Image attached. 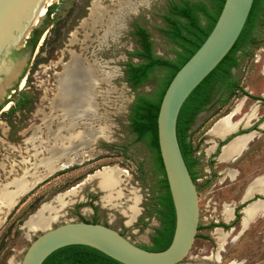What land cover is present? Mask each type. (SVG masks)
Masks as SVG:
<instances>
[{"label":"rangeland","instance_id":"rangeland-1","mask_svg":"<svg viewBox=\"0 0 264 264\" xmlns=\"http://www.w3.org/2000/svg\"><path fill=\"white\" fill-rule=\"evenodd\" d=\"M167 1L56 0L54 13L37 27L41 35L34 52L23 47L13 53L12 61L24 64L0 97V193H15L18 182L27 185L11 208L0 201V264H20L36 236L65 223L102 224L137 246L151 245L160 227L151 209L158 174L146 143L130 129L128 115L135 98L155 92L166 72L158 70L132 91L122 70L126 62H137L128 55L137 47L135 26L149 34L156 56L177 60L179 49L159 31ZM251 38L258 43L243 48L246 54L237 72L241 91L214 101L188 133L198 159L194 185L199 229L180 264H264V213L246 226L242 222L246 207L257 200L264 203L258 191L245 195L252 181L264 175V127L258 130L252 124L264 111L259 107L264 100V11ZM21 93L26 106L10 113ZM84 94L88 107L81 103ZM243 100L242 110L231 120L237 124L232 133L240 128L252 136L239 156L228 161L221 157V143L230 138L220 139L209 130ZM251 112L255 117L247 121ZM104 169L114 170L118 180L110 192L95 178ZM108 194L111 200L106 201ZM243 204L235 225L211 227L230 225ZM225 205L232 208L231 219L223 213ZM133 206L137 214L129 220Z\"/></svg>","mask_w":264,"mask_h":264},{"label":"water","instance_id":"water-1","mask_svg":"<svg viewBox=\"0 0 264 264\" xmlns=\"http://www.w3.org/2000/svg\"><path fill=\"white\" fill-rule=\"evenodd\" d=\"M252 3L253 0L224 1L211 32L175 73L162 96L156 118L157 142L175 214V229L169 246L159 252L149 251L102 224L65 223L36 236L24 252L20 264H42L56 250L73 245L95 249L120 264H180L195 240L199 210L197 189L177 141V117L190 93L234 46ZM48 7L47 0H0V97L10 88L24 64L23 61H12L13 53L24 47L30 34L42 22ZM232 134L226 144L248 135L233 137ZM61 168L65 169L66 165H61Z\"/></svg>","mask_w":264,"mask_h":264},{"label":"trees","instance_id":"trees-1","mask_svg":"<svg viewBox=\"0 0 264 264\" xmlns=\"http://www.w3.org/2000/svg\"><path fill=\"white\" fill-rule=\"evenodd\" d=\"M225 0H168L161 16L163 28L159 31L176 48L177 60L175 62L163 59L154 54L149 34L141 27L135 26L132 35L136 36L137 47L128 55L137 60L123 64L124 82L135 91L150 80L158 70L166 73L162 75L159 86L150 95H138L132 102L128 121L130 129L137 135L138 140L146 143L152 153L154 169L158 174L156 195L153 197V213L160 222V227L155 229L151 238V245L146 247L149 251L159 252L166 249L171 243L175 229L174 208L164 175V170L159 154L157 142L156 118L159 105L169 82L181 66L194 54L207 38L214 27ZM55 5L47 8L46 16L54 13ZM264 11V0H253L252 7L245 25L234 46L216 66V68L190 93L183 103L176 122L177 141L187 166L189 174L195 182L198 159L194 157L195 150L188 141V131L194 123L196 116L205 109L213 99V95L223 92L229 99L234 92L231 82V70L239 65L240 57L246 53L243 48L247 45L257 44L255 38H250L258 25V19ZM41 32L34 29L24 43V49L33 53L38 43ZM241 50V56L237 51ZM246 95V94H244ZM225 99V100H226ZM26 96L21 93V98L15 102L10 113L20 107L26 106ZM245 204L235 209V219L230 225L211 224V227L229 229L239 222L240 210ZM199 229V228H198ZM42 264H120L101 252L80 245L67 246L50 254Z\"/></svg>","mask_w":264,"mask_h":264},{"label":"bare ground","instance_id":"bare-ground-1","mask_svg":"<svg viewBox=\"0 0 264 264\" xmlns=\"http://www.w3.org/2000/svg\"><path fill=\"white\" fill-rule=\"evenodd\" d=\"M55 1L56 0H47V4L50 6V4L54 3ZM74 60H75V58H74ZM63 98H64V96H61V95L57 98L58 102H60L61 107H62V103H63ZM81 103L84 105V107L85 106L88 107V98L85 94L82 95V97H81ZM242 106H243V101L240 102L238 105H236L235 109H233V111L231 113H229L228 115H226L225 117H223L222 119L217 121L209 130V133L216 135L220 139H223L224 137L229 136L230 133L234 132L237 124L232 123L231 120L235 115H237L241 111ZM253 116H254V112H251L249 114V116H247L246 120L250 121L251 119H253ZM251 136L252 135H247V136L235 138L234 140H232L228 144L224 145L225 147H223V149H222L223 153L221 154V157L224 156L228 161H230V160H233L235 157L239 156V154L244 150L245 145L250 140ZM95 178L99 179L98 183H99L100 188L103 190H106L108 192L112 191L113 187L118 182V180L116 179V176H115V171L112 169H104L103 172L101 174L97 175ZM25 185H27V184L24 183L23 181L18 182L15 185V189H16L14 191L15 193L1 192L0 193L1 203L4 204L5 206H8L9 208H11L14 205L16 199L22 195L23 191L26 190ZM256 191H258L257 192L258 194L264 195V177L259 178L256 181H254L253 183H251L248 186V188L245 192L246 193L245 195L246 196L252 195ZM105 200L106 201L111 200V196L108 194V196L105 198ZM263 204L264 203L262 201L257 200L243 210V216H242L243 226H246L247 223L250 221V219L253 218L255 215L262 213V212L264 213ZM130 212H131V215H129L128 217H129V220H132L134 218V216L137 214V209L133 206L130 208ZM58 213H59L58 211L53 213V218H55L58 215ZM223 213L227 219H231L232 208L228 205H225L223 207ZM41 218L42 217H38L39 222H41ZM31 223H33V222H31ZM48 227L49 226L47 223V225L46 224L43 225L42 228H43V230H45ZM27 228H29V227H27ZM232 264H234V263H232Z\"/></svg>","mask_w":264,"mask_h":264},{"label":"flooded vegetation","instance_id":"flooded-vegetation-1","mask_svg":"<svg viewBox=\"0 0 264 264\" xmlns=\"http://www.w3.org/2000/svg\"><path fill=\"white\" fill-rule=\"evenodd\" d=\"M251 37H252V35H251ZM250 37V38H251ZM241 54H242V52H241V50H238L237 51V56H241ZM240 61H241V57H240V59H239V65L236 67V68H233L232 70H231V82H232V89L231 90H233V92H234V95L236 94V93H238V92H240L241 91V86H239V84L237 83V72H238V70L240 69ZM263 71H264V68H263ZM264 74V73H263ZM243 91V90H242ZM244 94H246V95H244ZM243 95L244 96H247L249 99H252V100H256V102H259V98L257 99V98H255V97H253V96H250V95H248L246 92H244L243 93ZM227 96V95H226ZM223 97H224V94H223V92H218V93H216L215 95H213V99L205 106V109L202 111V112H205V111H207V110H209L210 108H211V106L213 105V103H214V101H221V100H223ZM261 97H263V94H262V96ZM263 99V98H262ZM242 102V101H241ZM244 100H243V106H244ZM260 103L262 104V105H260L259 107H262V108H264V100H260ZM243 106H242V108H243ZM220 106H218V108H219ZM242 110V109H241ZM202 112H200V113H202ZM199 113V114H200ZM198 114V115H199ZM197 115V116H198ZM196 116V117H197ZM257 116H258V118L254 121V122H252V124H255V126H254V128L255 129H258V130H262L263 129V127H264V111L262 110V112L260 113V112H258V114H257ZM255 117V116H254ZM252 120V119H251ZM250 120V121H251ZM240 132H242L241 131V129L239 128V130H238V132L237 133H235V134H233V137H235V136H237V135H243V134H248L249 135V133H250V131L248 132H244V133H240ZM252 132V131H251ZM188 133H189V131H188ZM227 143V141H225V143H221V146H222V144H226ZM223 145V146H224ZM139 247H141V246H139ZM142 248H144V249H146V247H142Z\"/></svg>","mask_w":264,"mask_h":264}]
</instances>
